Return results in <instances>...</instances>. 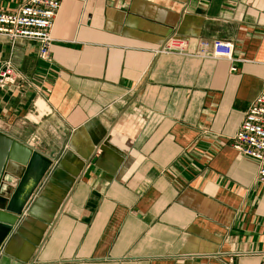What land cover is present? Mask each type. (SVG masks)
I'll return each mask as SVG.
<instances>
[{
  "label": "crops",
  "instance_id": "1",
  "mask_svg": "<svg viewBox=\"0 0 264 264\" xmlns=\"http://www.w3.org/2000/svg\"><path fill=\"white\" fill-rule=\"evenodd\" d=\"M171 36L190 54L158 55ZM214 40L233 61L197 55ZM39 48L0 35V131L53 161L0 264H264L259 164L232 146L264 89V0H64Z\"/></svg>",
  "mask_w": 264,
  "mask_h": 264
},
{
  "label": "built area",
  "instance_id": "2",
  "mask_svg": "<svg viewBox=\"0 0 264 264\" xmlns=\"http://www.w3.org/2000/svg\"><path fill=\"white\" fill-rule=\"evenodd\" d=\"M64 0H28L15 11L0 10V35L11 40L26 39L39 43V56L49 60L52 49V29ZM197 55L204 58L233 61L235 46L223 40L201 41ZM177 53L189 55V43L171 36L157 51L158 55ZM235 67L232 71H236ZM19 79L11 62L0 71V90L15 84ZM232 146L241 155L258 161L257 181L264 185V89L245 114L240 129L233 138Z\"/></svg>",
  "mask_w": 264,
  "mask_h": 264
},
{
  "label": "water",
  "instance_id": "3",
  "mask_svg": "<svg viewBox=\"0 0 264 264\" xmlns=\"http://www.w3.org/2000/svg\"><path fill=\"white\" fill-rule=\"evenodd\" d=\"M111 130L103 145L124 156V153L111 143ZM52 164L53 161L48 157L0 131V249ZM19 167L23 171L19 185L11 195L5 197L6 189L11 188L14 170Z\"/></svg>",
  "mask_w": 264,
  "mask_h": 264
}]
</instances>
